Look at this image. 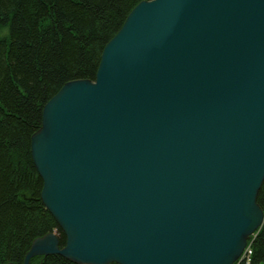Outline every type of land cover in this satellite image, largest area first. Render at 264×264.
<instances>
[{"label": "water", "instance_id": "1", "mask_svg": "<svg viewBox=\"0 0 264 264\" xmlns=\"http://www.w3.org/2000/svg\"><path fill=\"white\" fill-rule=\"evenodd\" d=\"M30 152L65 243L21 264H233L264 222V0L139 1Z\"/></svg>", "mask_w": 264, "mask_h": 264}, {"label": "trees", "instance_id": "2", "mask_svg": "<svg viewBox=\"0 0 264 264\" xmlns=\"http://www.w3.org/2000/svg\"><path fill=\"white\" fill-rule=\"evenodd\" d=\"M139 1L0 0V264H21L32 240L51 231L64 245L40 200L30 138L66 81L94 78L104 45ZM257 202L264 209V182ZM251 250L249 264H264V223ZM31 264L76 263L51 254Z\"/></svg>", "mask_w": 264, "mask_h": 264}, {"label": "rangeland", "instance_id": "3", "mask_svg": "<svg viewBox=\"0 0 264 264\" xmlns=\"http://www.w3.org/2000/svg\"><path fill=\"white\" fill-rule=\"evenodd\" d=\"M136 5V4H135ZM134 5V6H135ZM133 6V7H134ZM264 223V222H263ZM263 225V224H262ZM54 232H56L57 233V231H54ZM248 242L250 243V244H252V240L250 241V240H248ZM242 261H240V259L238 258L233 264H240Z\"/></svg>", "mask_w": 264, "mask_h": 264}, {"label": "bare ground", "instance_id": "4", "mask_svg": "<svg viewBox=\"0 0 264 264\" xmlns=\"http://www.w3.org/2000/svg\"><path fill=\"white\" fill-rule=\"evenodd\" d=\"M131 9H132V8H131ZM129 12H130V11H129ZM125 18H126V17H125ZM124 20H125V19H124ZM123 22H124V21H123ZM122 24H123V23H122ZM121 26H122V25H121ZM119 29H120V28H119ZM117 31H118V30H117ZM117 31H116V32H117ZM115 34H116V33H115ZM115 34H114V35H115ZM110 39H111V38H110ZM108 41H109V40H108ZM30 140H31V138H30ZM32 161H33V160H32ZM33 164H34V163H33ZM37 173H38V172H37ZM38 175H39V174H38ZM40 178H41V177H40ZM41 180H42V179H41ZM41 188H42V187H41ZM51 232H54V231H51ZM29 247H30V246H29ZM28 249H29V248H28ZM26 252H27V251H26ZM59 255H60V254H59ZM61 256H62V255H61ZM33 257H34V256H33ZM33 257H32V258H33ZM29 264H31V259H30Z\"/></svg>", "mask_w": 264, "mask_h": 264}]
</instances>
